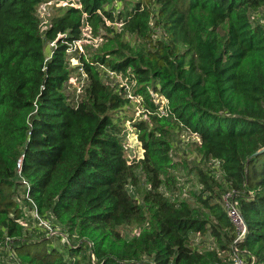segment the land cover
<instances>
[{
    "label": "trees",
    "instance_id": "obj_1",
    "mask_svg": "<svg viewBox=\"0 0 264 264\" xmlns=\"http://www.w3.org/2000/svg\"><path fill=\"white\" fill-rule=\"evenodd\" d=\"M65 1L0 0V244L10 238L12 263L233 264L237 245L264 264V0H78L41 31L40 5ZM86 23L102 41L84 53ZM110 73L149 114L130 124L141 157H129L119 116L134 100ZM83 75L77 98L70 80ZM177 130L197 134L201 164L221 171L196 169L202 187L188 195ZM23 180L66 252L18 222ZM228 191L248 227L238 244ZM202 236L214 246L201 250Z\"/></svg>",
    "mask_w": 264,
    "mask_h": 264
},
{
    "label": "rangeland",
    "instance_id": "obj_2",
    "mask_svg": "<svg viewBox=\"0 0 264 264\" xmlns=\"http://www.w3.org/2000/svg\"><path fill=\"white\" fill-rule=\"evenodd\" d=\"M64 6H67V3H52L50 6H48V13H49V17L48 19L50 20L51 19V16L53 14V12L55 11V8H58V7H64ZM259 20L264 23V17H259ZM121 26V25H119ZM162 33V31H158L156 34L158 36H160ZM100 43L101 41L98 40L97 38H95L93 36V33L90 34V37L89 38H86V40H84V42L81 44V47H82V51H84V53H87V48L86 47H91L93 49V51H96L99 46H100ZM50 51V47L48 49ZM74 61V65L78 64V61L76 59L73 60ZM73 81L75 82L76 81V78L73 79ZM121 81V77L118 76L116 79H115V83H120ZM121 84V83H120ZM125 84V82L123 83V85ZM134 102L131 106H129L126 110L120 112L119 116L121 115V117L124 119V121L126 122V126H129L128 130L130 131L129 132V137L127 138V147H128V152H129V155H135L137 157H141L142 154H143V151L141 149V146L138 142V139H136V136L134 134H136L134 132V129L131 127V123H133V121H136V120H140L142 119V115H144V109L142 107H140V104L138 103L139 99L134 97ZM132 119H135V120H132ZM199 142H197V137L194 136V135H191L189 134L188 132H185V131H179L177 130L174 134V145H175V148L173 150V158H174V161L177 162V163H180V164H186L187 165V169L183 170L180 172V174H182L181 178H182V182L186 185V190L184 192H186V194L188 195L189 192L191 191H198L201 189V183L199 182V179L197 177V172H196V169L198 168H208V167H211V170L217 172L218 176L220 177L221 176V171L217 168V166H213L211 164L209 165H203L201 164L200 162V159L199 157L197 156L198 152H197V148H196V145L198 144ZM214 171V172H215ZM221 179V178H220ZM221 181V180H219ZM23 189L20 190L21 192V206H22V209L25 211V219L24 221L26 222V226L24 227H29V224L30 222L36 223V220L34 218V210L30 207V205L26 202H24V194L22 192ZM227 190H230V189H227ZM237 195V193H235ZM187 195L185 197H187ZM224 195L223 194V199H222V202H224ZM30 224L31 226V229H29L27 231V234L28 235H34L33 237L36 236L34 230H38L37 229V225L36 224ZM57 231V235L55 234L51 240V243L49 244V248H58L59 250L61 251H64L66 252L68 249L66 247H64V245L68 244L67 240H69L68 236L67 235H61V230L60 228H56ZM138 230V227H132V228H123L121 229V231L123 233H126L127 236H135V231ZM40 231V230H38ZM44 235L45 237H48L47 235L42 234ZM42 235H39L41 236V238L43 237ZM57 236H61L62 237V241L59 242V240H57ZM77 238V237H76ZM75 240V239H73ZM197 243H199V247L201 250L207 248V246L209 245L210 248L212 246H214V243H213V239H211L210 237L208 236H205V237H199L197 240H196ZM203 242H205V244H202ZM5 245L4 243L3 244H0V261H2L1 264H13L12 263V260H11V256L8 254V252L6 251V249L4 248ZM209 249V248H208ZM14 253V252H13ZM15 254V253H14Z\"/></svg>",
    "mask_w": 264,
    "mask_h": 264
},
{
    "label": "built area",
    "instance_id": "obj_3",
    "mask_svg": "<svg viewBox=\"0 0 264 264\" xmlns=\"http://www.w3.org/2000/svg\"><path fill=\"white\" fill-rule=\"evenodd\" d=\"M77 1L78 0H71L72 4L70 2H68V1L60 2V3H67V5L70 4V5L74 6V7L81 8V5L79 3H77ZM52 3H54V2L42 3L40 5V7H39L38 14H39V17H40V19L42 21L41 31H45L47 29L48 25H49L50 20L48 19V17H49L48 6H50ZM91 33H92V27L88 23H86L85 26H84V29H83L84 39L81 40V41L76 42L75 49L78 48L80 51H82L81 44L84 42V40H86V38L90 37ZM97 39L102 41V39H99V38H97ZM54 46H55V42L49 44L50 49H52ZM73 60L74 59H72V62L74 64ZM110 75H111V78H115L116 79L118 77V76H114V73H110ZM73 79H75V78H71L70 83L73 84L76 87V95H77V98H78V96L83 92L85 75H83V79L81 81H77V79H76V81L74 82ZM124 82H125V84L123 85ZM127 82H128V79H123L121 77V81H120L121 86L127 88L130 91L129 97L132 100H134V96H133V93H132V91H133L132 86L130 88L128 86ZM153 95H154L155 98H157L155 96V94H153ZM140 102H141V100L139 99L138 103H140ZM155 102L157 104H160V109H159L160 110V114L161 115H167V111L165 109V105H166L167 101L165 99H161L160 100V98H157L155 100ZM148 115L149 114L144 110L143 117L145 119H147ZM129 132L130 131L128 130L127 138L130 135ZM134 132H135V130H134ZM134 135L136 136V139H138L137 138V134H134ZM191 135L196 136L197 137V142L200 143L201 139H200V137L197 134H191ZM126 148H127V151H128L129 149L127 147V141H126ZM128 154H129V152H128ZM129 157L131 159H134L136 156L135 155H133V156L129 155ZM215 166H218V162H217V164ZM19 167L21 169V164H19ZM22 182H23L25 188L27 189L26 194L24 193V200L30 202L34 206L33 201L29 198L30 187H29L28 183L25 180H23ZM235 193H236L235 191L226 192L225 195H224V202L223 203H224V207H225L226 211L228 212V215L230 217L231 222L233 223V225L236 228L237 237H236L234 243L238 244V243L242 242L246 238L247 233H248V227H247V224H246V222H245V220H244V218H243V216H242V214L240 212V209L238 207V203L236 202V199H235L236 194ZM21 202H22V200L20 198V203ZM33 210H34V218H35L38 226L43 229V232L45 233V235H47L48 237H53L55 234L57 235V233H56L57 230H55L53 228L52 224L49 221L44 220L43 218H41V216L39 215V213L37 212V210L35 208ZM24 213H25V211H24ZM18 222L21 225L26 226V222L24 221L23 218L20 219ZM139 232H140L139 230L135 231V233L137 235L139 234ZM68 241L69 240H67V242ZM10 242H11L10 238H6V241L4 243V245H5L4 248L6 249L8 254L11 256V260H12V258L15 259V256H14L13 250H12V248L10 246ZM231 261H232L233 264H248L247 261L241 256V251L238 249L237 245H233V251H232V254H231ZM1 263H2V261H0V264Z\"/></svg>",
    "mask_w": 264,
    "mask_h": 264
},
{
    "label": "water",
    "instance_id": "obj_4",
    "mask_svg": "<svg viewBox=\"0 0 264 264\" xmlns=\"http://www.w3.org/2000/svg\"><path fill=\"white\" fill-rule=\"evenodd\" d=\"M263 151H264V149H263V150H260V151H258V152L256 153V155H260V154H262V153H263Z\"/></svg>",
    "mask_w": 264,
    "mask_h": 264
}]
</instances>
